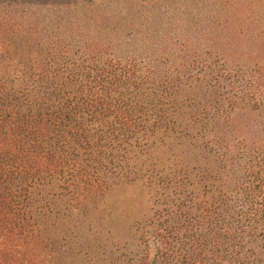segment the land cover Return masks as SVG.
Returning a JSON list of instances; mask_svg holds the SVG:
<instances>
[{
  "label": "trees",
  "instance_id": "obj_1",
  "mask_svg": "<svg viewBox=\"0 0 264 264\" xmlns=\"http://www.w3.org/2000/svg\"><path fill=\"white\" fill-rule=\"evenodd\" d=\"M138 6L87 9L74 42L0 74V264H42L32 185L99 197L142 177L130 160L170 135L184 149L143 174L136 264H264V28L159 25Z\"/></svg>",
  "mask_w": 264,
  "mask_h": 264
},
{
  "label": "rangeland",
  "instance_id": "obj_2",
  "mask_svg": "<svg viewBox=\"0 0 264 264\" xmlns=\"http://www.w3.org/2000/svg\"><path fill=\"white\" fill-rule=\"evenodd\" d=\"M137 2L146 7L144 15H163L159 25L264 28V0H0V60L8 63L0 74L29 73L32 70L11 65L41 59L60 39L74 42L77 17L87 9L107 5L115 13L135 15ZM154 143L149 153L130 160V170L142 177L131 183L116 181L99 197L74 201L55 177L29 188L27 215L45 246L39 256L42 264H136L142 252L136 230L151 215L153 202L143 174L171 167L174 156H181L184 149V140L177 135Z\"/></svg>",
  "mask_w": 264,
  "mask_h": 264
}]
</instances>
